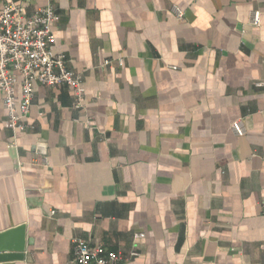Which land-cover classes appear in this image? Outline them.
<instances>
[{
    "label": "crops",
    "instance_id": "1",
    "mask_svg": "<svg viewBox=\"0 0 264 264\" xmlns=\"http://www.w3.org/2000/svg\"><path fill=\"white\" fill-rule=\"evenodd\" d=\"M12 1L54 6L85 100L35 84L12 138L0 94V231L31 240L0 264H75L76 239L138 252L121 264H264V0Z\"/></svg>",
    "mask_w": 264,
    "mask_h": 264
},
{
    "label": "built area",
    "instance_id": "2",
    "mask_svg": "<svg viewBox=\"0 0 264 264\" xmlns=\"http://www.w3.org/2000/svg\"><path fill=\"white\" fill-rule=\"evenodd\" d=\"M22 10L23 5H17L12 0L0 1V94L7 113L4 127L11 131L12 138L16 133L32 129L26 118L35 84L67 87L74 109H82L85 100L81 77L69 68L63 53L53 51L56 40L54 28L60 20L54 6L46 4L29 14H24ZM171 10L176 18H183L181 9L173 6ZM250 22L255 26L259 24L258 11L252 13ZM254 84L264 86L263 81ZM231 130L237 136L245 133L240 119L232 122ZM11 144L14 145L13 142ZM50 212L55 213L54 210ZM139 237L140 234L135 235V238ZM137 255L135 250L126 255L121 250L90 245L82 239L74 241L75 264H121Z\"/></svg>",
    "mask_w": 264,
    "mask_h": 264
},
{
    "label": "water",
    "instance_id": "3",
    "mask_svg": "<svg viewBox=\"0 0 264 264\" xmlns=\"http://www.w3.org/2000/svg\"><path fill=\"white\" fill-rule=\"evenodd\" d=\"M25 225L19 224L0 231V262L22 260L26 246Z\"/></svg>",
    "mask_w": 264,
    "mask_h": 264
}]
</instances>
